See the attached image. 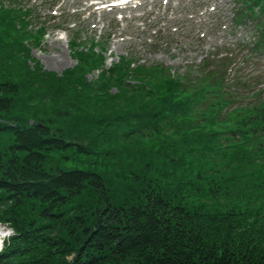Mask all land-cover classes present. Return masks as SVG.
Listing matches in <instances>:
<instances>
[{"label": "trees", "instance_id": "obj_1", "mask_svg": "<svg viewBox=\"0 0 264 264\" xmlns=\"http://www.w3.org/2000/svg\"><path fill=\"white\" fill-rule=\"evenodd\" d=\"M22 51L0 76V139L10 140L0 221L15 230L0 264H264V144L237 137L264 130V102L214 132L171 109L181 108L169 89L177 84L156 85L139 105L103 74L105 95L88 104L76 84L53 86L68 111L35 91L50 93L53 79L23 65ZM113 80L127 96L106 94ZM150 110L175 112L176 128L168 119L159 127ZM144 114L157 139L131 131L129 119ZM49 155L75 165L56 163L52 173Z\"/></svg>", "mask_w": 264, "mask_h": 264}, {"label": "rangeland", "instance_id": "obj_2", "mask_svg": "<svg viewBox=\"0 0 264 264\" xmlns=\"http://www.w3.org/2000/svg\"><path fill=\"white\" fill-rule=\"evenodd\" d=\"M171 1H172V5H174V6H177L180 3V0H171ZM184 1L187 4L185 2H183V5L188 6L190 0H184ZM226 6L230 7V5L228 3H226ZM185 10L186 9L178 12L179 13L178 16H180V15L184 16L186 14ZM188 16H189V18H193V20L184 21L183 27H181L179 30L185 34L182 37L176 38L177 42L170 49L166 48L164 50H158L157 48H154L155 51L149 52V53L148 52L144 53L143 51H141L140 52L141 57L146 58L148 55H150V57L147 59L148 62H150V60H156V62L164 63V64L169 66L171 73L174 75H177V74L183 75V72H187L189 69H191L192 74H196V70H197V64L196 63H198L206 53H208L210 50H212L215 47V45L218 42H220V37L217 35V32L215 34L209 33V34H207L208 36L205 37L202 42L196 43V41H198V39L194 38V40H193L191 36L190 37L186 36V30L190 27H193L192 24L194 25L195 21H202V23L204 24V23H209L212 20V18L210 16V14H208L207 12L204 11V7H202L200 10H198L196 12H189ZM169 17H170V15H169ZM162 23H168V22L163 21ZM172 28L175 29L174 26ZM172 28H170L169 30H172ZM194 29H195V31L196 30L198 31L200 29L199 25L195 24ZM239 29H242L246 33V34L243 33V35H247V37L249 36L248 30H246L244 27H240V28H238V30ZM238 30H237V34L235 35V37H237L238 33H240ZM198 32L201 34L206 33V29L203 28ZM79 35L80 36L76 40H78L80 37L84 36V33L80 32ZM187 35H189V34H187ZM58 36H59L58 31H57V33L54 31H49L46 34L47 40L45 41V45L42 47L43 49H41V50L34 49L32 51V54L34 57H36L38 59L40 57L39 60L41 61V64L44 66V68L51 69V70H54L57 72H61V70H63L64 68H66L70 65L72 66L75 62L70 57L69 48H67L66 43H64V42H66V40L65 39L64 40L59 39ZM198 36H199V34L197 35V37ZM183 37L186 40L185 43H183ZM168 38H170V37H168ZM171 38H173L172 35H171ZM6 39H7V37H6ZM166 40L167 39H165L164 42H166ZM141 48H142L141 45L134 44L132 42H122V43L116 44V45H114V47H112V49L114 51L112 58L116 59V56L119 54H125L127 52L132 51V50H141ZM148 49L151 50L152 47L150 46ZM56 58L62 59L61 62L56 63L55 62ZM185 61H187V62L185 63ZM40 70H41V68H40ZM127 109H129V108H127ZM152 129L153 128L149 129L147 131V134H151ZM146 139H148V138H143L142 142H144ZM7 143H8L7 138L2 137V139H0V160H2V164L5 163L6 158L9 155L8 151L6 150V144ZM88 157H90V156H86L84 159H87ZM185 158H186V156L184 157V162H185ZM68 159H70L69 156L66 159L65 157H62L60 155H49L46 158L47 162L45 163V165H46L45 168L48 171L53 173L55 166H57L56 163L59 164V162H62L60 165H70V167L74 166L75 164H74L73 160L70 161V164L69 163L66 164V161H68ZM63 161H65V163H63ZM200 171H201V169L197 166L194 169L193 174L196 175ZM9 233H11V234H9ZM14 237H15V232L11 229V225L8 222L0 221V248H2V252L4 250L3 247L5 246V243H8V244L11 243L12 239ZM14 245H16V243H14ZM13 248H16V247H13ZM13 248H11V249H13Z\"/></svg>", "mask_w": 264, "mask_h": 264}, {"label": "bare ground", "instance_id": "obj_3", "mask_svg": "<svg viewBox=\"0 0 264 264\" xmlns=\"http://www.w3.org/2000/svg\"><path fill=\"white\" fill-rule=\"evenodd\" d=\"M3 25H4V24H0V29L3 27ZM0 52H3V49H0ZM8 56L11 57V58H12V57L16 58V55H15V54H10V55H8ZM61 60H62V59H60V58H56V61H55V62H56V63H60ZM108 70H109V69H108Z\"/></svg>", "mask_w": 264, "mask_h": 264}, {"label": "clouds", "instance_id": "obj_4", "mask_svg": "<svg viewBox=\"0 0 264 264\" xmlns=\"http://www.w3.org/2000/svg\"><path fill=\"white\" fill-rule=\"evenodd\" d=\"M9 234H11V233H9Z\"/></svg>", "mask_w": 264, "mask_h": 264}]
</instances>
